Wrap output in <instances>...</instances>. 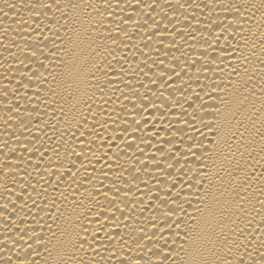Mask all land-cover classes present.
Segmentation results:
<instances>
[{
	"label": "bare ground",
	"instance_id": "6f19581e",
	"mask_svg": "<svg viewBox=\"0 0 264 264\" xmlns=\"http://www.w3.org/2000/svg\"><path fill=\"white\" fill-rule=\"evenodd\" d=\"M264 0H0V264H264Z\"/></svg>",
	"mask_w": 264,
	"mask_h": 264
},
{
	"label": "snow or ice",
	"instance_id": "6c2138e0",
	"mask_svg": "<svg viewBox=\"0 0 264 264\" xmlns=\"http://www.w3.org/2000/svg\"><path fill=\"white\" fill-rule=\"evenodd\" d=\"M262 259H264V257H262ZM241 264H243V262H241Z\"/></svg>",
	"mask_w": 264,
	"mask_h": 264
}]
</instances>
